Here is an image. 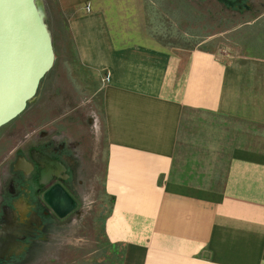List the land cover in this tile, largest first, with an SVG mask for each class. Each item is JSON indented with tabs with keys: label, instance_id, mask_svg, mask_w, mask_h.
Listing matches in <instances>:
<instances>
[{
	"label": "crops",
	"instance_id": "obj_1",
	"mask_svg": "<svg viewBox=\"0 0 264 264\" xmlns=\"http://www.w3.org/2000/svg\"><path fill=\"white\" fill-rule=\"evenodd\" d=\"M40 1L99 77L101 229L123 264H264V54L121 45L117 4L141 0Z\"/></svg>",
	"mask_w": 264,
	"mask_h": 264
},
{
	"label": "rangeland",
	"instance_id": "obj_2",
	"mask_svg": "<svg viewBox=\"0 0 264 264\" xmlns=\"http://www.w3.org/2000/svg\"><path fill=\"white\" fill-rule=\"evenodd\" d=\"M117 6L113 35L121 45L140 41L172 52L264 54V0H141L137 10L126 3ZM51 16L44 15V23L53 64L23 112L0 127V179L12 151L33 141L42 147L48 138L50 151L62 145L63 156L70 154L77 161V167L67 171L73 176L77 170L78 182L65 183L75 192L77 208L62 219L44 216L27 206L33 201L24 192L22 175L11 185L0 182L1 189L8 185L30 210L11 208L8 224L0 222V264H123L124 248L107 243L101 229L111 202L102 190L105 141L99 77L79 68L65 29L66 16Z\"/></svg>",
	"mask_w": 264,
	"mask_h": 264
},
{
	"label": "water",
	"instance_id": "obj_3",
	"mask_svg": "<svg viewBox=\"0 0 264 264\" xmlns=\"http://www.w3.org/2000/svg\"><path fill=\"white\" fill-rule=\"evenodd\" d=\"M53 60L41 4L0 0V127L23 112ZM43 200L58 219L75 208L73 199L56 184Z\"/></svg>",
	"mask_w": 264,
	"mask_h": 264
},
{
	"label": "flooded vegetation",
	"instance_id": "obj_4",
	"mask_svg": "<svg viewBox=\"0 0 264 264\" xmlns=\"http://www.w3.org/2000/svg\"><path fill=\"white\" fill-rule=\"evenodd\" d=\"M44 139H46V141L42 144V147H38V144H41L40 142L33 141L29 143L26 148L12 151L10 157L6 160L5 176L4 172H2L1 174H3V177L0 179V182H7L6 184L11 185L18 179V174L22 175V182H26V189H24V192H26L28 197L33 201V205L27 206L32 209L37 208L44 216L51 215V217L57 218L51 208L44 202L43 196L48 189L56 184L73 199L75 203L73 211L77 208V199L76 196L73 195L75 194L74 189L72 190L74 193H72L70 188L65 184L66 182H78V180H76L78 171L76 170L73 176L72 173L67 171L71 166L77 167V161L72 155L70 156L69 153V157L63 156V152L65 151L62 145L58 147V149L50 151V143L47 141L48 138ZM6 184L4 188H0V222L4 221L5 224H8L9 218L11 217L10 215H13L9 211L11 208L21 211V209L25 207V212H30V210H26L28 208L26 204H24L22 200L15 198L16 195L13 191L8 189V185ZM70 213H72V211ZM70 213L66 216L70 215ZM32 214H34V211ZM22 216L23 214L21 217ZM18 217L20 216L18 215ZM29 217L30 216H28L27 219H29ZM3 246L6 245L4 244ZM1 250L2 248H0V256L3 253Z\"/></svg>",
	"mask_w": 264,
	"mask_h": 264
},
{
	"label": "built area",
	"instance_id": "obj_5",
	"mask_svg": "<svg viewBox=\"0 0 264 264\" xmlns=\"http://www.w3.org/2000/svg\"><path fill=\"white\" fill-rule=\"evenodd\" d=\"M104 81H106V77L104 78Z\"/></svg>",
	"mask_w": 264,
	"mask_h": 264
}]
</instances>
